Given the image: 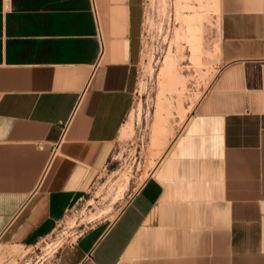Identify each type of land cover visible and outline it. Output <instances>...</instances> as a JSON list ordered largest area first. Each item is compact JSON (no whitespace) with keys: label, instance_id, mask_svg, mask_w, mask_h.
Returning a JSON list of instances; mask_svg holds the SVG:
<instances>
[{"label":"crops","instance_id":"0c3cea01","mask_svg":"<svg viewBox=\"0 0 264 264\" xmlns=\"http://www.w3.org/2000/svg\"><path fill=\"white\" fill-rule=\"evenodd\" d=\"M218 7L203 97L116 218L52 264H264V0ZM140 18L141 0H0L2 244L41 241L108 168Z\"/></svg>","mask_w":264,"mask_h":264},{"label":"rangeland","instance_id":"374dc122","mask_svg":"<svg viewBox=\"0 0 264 264\" xmlns=\"http://www.w3.org/2000/svg\"><path fill=\"white\" fill-rule=\"evenodd\" d=\"M218 24V0H141L132 106L108 168L41 241L0 242V264H52L60 248L116 218L211 84Z\"/></svg>","mask_w":264,"mask_h":264},{"label":"bare ground","instance_id":"6f19581e","mask_svg":"<svg viewBox=\"0 0 264 264\" xmlns=\"http://www.w3.org/2000/svg\"><path fill=\"white\" fill-rule=\"evenodd\" d=\"M52 247V246H51ZM55 250V249H54Z\"/></svg>","mask_w":264,"mask_h":264}]
</instances>
